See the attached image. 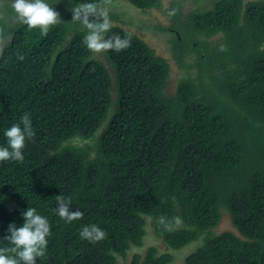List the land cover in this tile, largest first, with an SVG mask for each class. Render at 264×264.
I'll list each match as a JSON object with an SVG mask.
<instances>
[{
  "label": "trees",
  "instance_id": "trees-1",
  "mask_svg": "<svg viewBox=\"0 0 264 264\" xmlns=\"http://www.w3.org/2000/svg\"><path fill=\"white\" fill-rule=\"evenodd\" d=\"M73 1L52 0L63 13L46 34L0 13V46L9 39L0 54V145L25 112L33 126L23 162L0 161V247H10L7 227L30 206L51 226L37 264H120L144 246L147 216L173 250L204 237L185 264H264V0H212L176 15L173 49L187 75L174 92L168 59L114 15L106 36L129 46L96 57L87 29L69 22ZM115 1L91 0L98 8ZM128 1L149 11L163 0ZM57 196L81 216L56 215ZM223 208L241 236L213 233ZM91 224L103 239L80 238ZM173 261L150 246L128 264Z\"/></svg>",
  "mask_w": 264,
  "mask_h": 264
},
{
  "label": "clouds",
  "instance_id": "clouds-1",
  "mask_svg": "<svg viewBox=\"0 0 264 264\" xmlns=\"http://www.w3.org/2000/svg\"><path fill=\"white\" fill-rule=\"evenodd\" d=\"M11 8L19 21L29 29L38 28L42 34L49 31L50 26L59 20V13L47 0H11ZM74 21H79L87 29L84 36L85 46L92 52L106 50L121 51L129 46V39L119 35L106 36L110 30L108 12L100 9L91 0H81L71 8ZM95 17V19H91ZM23 59V57H19ZM33 135L32 120L25 112L18 123H13L3 130L5 143L0 145V161L23 162L26 140ZM71 200L57 196L54 209L65 222H71L81 216L79 210H70ZM22 223H10L6 235L2 238L10 247H0V264H37V258L43 257L48 245L51 226L46 216L41 215L35 207H27L21 211ZM170 227L165 217L158 221ZM175 223H179L177 219ZM81 239L97 242L104 238L105 232L96 224L83 226L79 232Z\"/></svg>",
  "mask_w": 264,
  "mask_h": 264
},
{
  "label": "rangeland",
  "instance_id": "rangeland-1",
  "mask_svg": "<svg viewBox=\"0 0 264 264\" xmlns=\"http://www.w3.org/2000/svg\"><path fill=\"white\" fill-rule=\"evenodd\" d=\"M47 2L56 9L59 13L61 12L60 8L55 6L52 0H47ZM75 3H79V0L69 3L68 7H73ZM212 0H163L162 6L159 9H153L149 11L141 10L134 7L128 0H117L109 6L100 7V9H105L108 12V15L116 16L114 17L112 23L120 24L128 29L134 34H138L143 37L153 48L156 49L158 54L168 59L171 64V74L168 82V91L174 92L178 82L181 77L187 75V67H182L175 55L173 49V37L174 34H177V31H172V26L175 23V18L177 14H180L182 18L193 11H200L211 8ZM70 11L69 22L73 26L75 31L76 26L81 25L79 21L72 20L73 14ZM64 9V7H63ZM62 9V11H63ZM0 13H2L8 23L15 24L20 22L16 14L11 8V0H0ZM59 14V17H62ZM92 17L91 19H93ZM83 25V24H82ZM84 26V25H83ZM85 28V26H84ZM9 39H6L2 42L0 46V54L4 44ZM95 53V52H94ZM95 56L100 60L105 61V54L103 52L95 53ZM221 221L213 229L214 234H220L225 231H231L235 234L241 236L238 229L234 226L231 214L226 208L222 209ZM147 225V236L145 237V244L143 247H133L129 251L128 256L122 257L119 256L120 264H128L132 255L136 252L144 253L148 247L156 246L159 249L160 253L171 252L174 254V261L171 264H185L186 258L188 255L196 250L197 247L203 244L204 237H200L196 241H193L183 248L178 250H173L168 246L161 238L157 237L153 230L152 217H146Z\"/></svg>",
  "mask_w": 264,
  "mask_h": 264
}]
</instances>
